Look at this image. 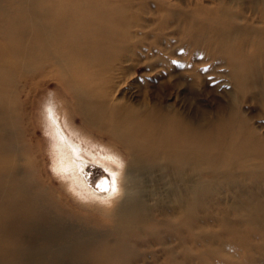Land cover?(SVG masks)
<instances>
[{"label":"bare ground","instance_id":"1","mask_svg":"<svg viewBox=\"0 0 264 264\" xmlns=\"http://www.w3.org/2000/svg\"><path fill=\"white\" fill-rule=\"evenodd\" d=\"M123 27L109 0H0V264H131L142 245L162 247L166 262L182 259L184 234L199 227L182 206H200L199 187L188 198V171L197 186L201 166L241 157L236 139L225 140L227 125L190 119L178 98L157 106L111 98L105 83ZM42 82L54 84L44 86L46 145L24 118ZM86 162L110 174L108 192L85 184ZM174 177L185 191L170 210L154 183L173 187Z\"/></svg>","mask_w":264,"mask_h":264},{"label":"rangeland","instance_id":"2","mask_svg":"<svg viewBox=\"0 0 264 264\" xmlns=\"http://www.w3.org/2000/svg\"><path fill=\"white\" fill-rule=\"evenodd\" d=\"M109 1L120 7L124 26L105 83L112 85L111 98L133 106L174 104L178 98L190 119L227 125L225 140L236 139L243 150L231 164L221 159L201 166L197 186L188 171V198L199 187L200 206L190 205L192 199H183L182 206L199 227L190 225L184 234L183 258L166 262L162 247L142 245L133 250L138 259L131 264H264V0ZM37 85L24 118L29 132L37 129L35 140L50 144L41 110L50 92L44 86L54 84ZM221 132L208 133L215 138ZM43 166L47 176L54 173L46 154ZM171 183H154L170 210L185 191L175 177ZM166 246L172 249L170 241Z\"/></svg>","mask_w":264,"mask_h":264},{"label":"water","instance_id":"3","mask_svg":"<svg viewBox=\"0 0 264 264\" xmlns=\"http://www.w3.org/2000/svg\"><path fill=\"white\" fill-rule=\"evenodd\" d=\"M79 175L85 184L97 193H106L110 190V174L97 163H83ZM100 178L106 181L105 185L100 184Z\"/></svg>","mask_w":264,"mask_h":264}]
</instances>
